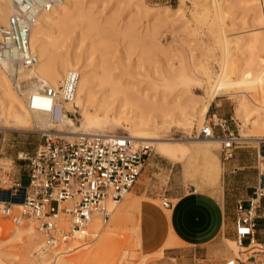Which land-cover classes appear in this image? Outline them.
I'll list each match as a JSON object with an SVG mask.
<instances>
[{
    "label": "rangeland",
    "instance_id": "rangeland-1",
    "mask_svg": "<svg viewBox=\"0 0 264 264\" xmlns=\"http://www.w3.org/2000/svg\"><path fill=\"white\" fill-rule=\"evenodd\" d=\"M220 2L223 5H216V0H79L78 7L71 9V27L57 54L90 57L92 69L99 73L101 80L97 77L96 83H103L100 74L103 76L104 70L129 75L128 80L132 79V83L150 88V99L154 101L155 97L158 106L167 103L166 107L172 110L171 117L168 116L171 125L163 130V136L172 138L171 141H183L188 152L185 160L177 162L152 145L155 152L147 168L153 167L155 174L148 182L162 187V192L166 190L167 193L175 185L181 189L185 187L187 191L193 187L217 195L224 190L226 197L229 196L231 214L236 199L250 194L259 167L264 168V164L258 162V150L264 147V141L261 142L264 118L260 119L257 110L246 125L239 120L238 103L248 101L253 93L248 91V78L231 81L229 74V65L242 61L247 50L264 58V0ZM226 33L232 35L233 43L238 46L245 40L244 47L231 51L224 39ZM193 65L197 68L192 73ZM260 72L258 67L253 76ZM99 84L96 90L102 88ZM193 97L200 100V111L197 112V108L190 111V106L189 114L185 104ZM208 101L211 104L206 119L216 112L220 118H228L229 129L235 135L244 136L230 160L222 157L221 142L210 152H205L206 145L194 140L200 137L197 134L205 121L204 102ZM31 117L26 128H17L13 118L0 108V166L6 170L2 172L4 178L5 174L16 170L23 174L24 183L28 182L27 161L19 159V155L33 152L42 140L40 132L31 130L34 124ZM76 118L79 122L81 112ZM216 132L223 135L219 125ZM108 133L129 134L126 128L118 127ZM153 160L160 161L158 167ZM228 162L236 164L229 173ZM11 185L10 180L0 187V200L11 199L10 190L6 189ZM139 200L141 206L148 201L162 212L167 211L159 196L156 199L148 198L146 194L139 196L133 189L114 206L109 223L99 225L93 231L89 244L74 253L59 255L64 254L74 264H90V259L93 264H225L232 253L238 255L239 248L231 233L223 235L209 248L181 246L180 259L172 258L171 254H168L170 257L164 255L165 247L146 250L142 239L140 242ZM16 226L0 214V264H41L33 253L36 249L30 246V235L26 231L12 232V227ZM32 235L39 236L36 241L41 243L39 247L43 246V239L34 224ZM54 259L50 258L49 264H53Z\"/></svg>",
    "mask_w": 264,
    "mask_h": 264
},
{
    "label": "built area",
    "instance_id": "built-area-1",
    "mask_svg": "<svg viewBox=\"0 0 264 264\" xmlns=\"http://www.w3.org/2000/svg\"><path fill=\"white\" fill-rule=\"evenodd\" d=\"M61 2L13 0V11L0 26V63L23 68L37 64L31 31L43 12ZM79 79L80 71L70 69L58 86L43 84L28 96L29 108L48 114L52 124L45 129L36 124L31 130L40 132L41 143L33 152L19 155L27 161L28 182L16 170L4 178L6 170L0 166V187L12 182L6 187L12 197L0 200V214L14 224L32 220L43 236L45 251L71 254L89 243L95 225L110 221L111 203L121 202L133 190L155 152L150 143L129 134L72 133L67 127L57 128L68 115L77 119L67 104L77 107ZM215 113L205 120L201 135L220 138L222 157L230 160L241 140L229 129L228 118H215ZM218 125L223 135H217ZM258 162L264 164V147L258 150ZM160 200L163 208H170L168 195ZM233 214L234 240L242 250L240 255L229 256L225 264H264V169L259 168L250 194L237 199Z\"/></svg>",
    "mask_w": 264,
    "mask_h": 264
},
{
    "label": "bare ground",
    "instance_id": "bare-ground-1",
    "mask_svg": "<svg viewBox=\"0 0 264 264\" xmlns=\"http://www.w3.org/2000/svg\"><path fill=\"white\" fill-rule=\"evenodd\" d=\"M78 1L79 0H62L61 3L40 15L30 35L32 49L39 56L37 64L31 68H23L12 63H0V108L4 111L6 110L8 115L13 118L17 128H23L28 125L30 123V118H32L31 116L34 118L33 128L36 124L44 129L51 127V119L48 114L35 112L29 108L28 96L43 84L55 87L58 86L68 70L78 69L80 71V79L75 100V105L77 107L75 108L74 105L67 104V108L75 111L77 115L81 112L82 118L77 122L74 118L68 115L56 125L57 128L62 129L67 127L72 133L91 132L104 135L114 134H107V132H112L114 127L126 128L129 134L137 141H147L155 146L161 154L166 155L173 160H183L187 156V145H185L183 141H171L172 138L163 136V130L169 129V126L171 125L168 116L172 110L170 109L169 111L168 107H166L167 103L164 104L165 106H158L154 96V101H152L150 99L151 96L149 95V87H139L137 84L138 82L132 83V79L131 81L130 79L128 80L129 75H120V73L116 74L104 70L105 73L103 71V76L100 74L103 81V83H100L102 88L96 90V87L99 84L96 83L99 73H96L94 71L95 69H92V61L90 60V57L74 53H71L69 56L61 54L58 56L57 50L62 48L61 45L63 46L64 42L63 37L71 27V9L73 7H78ZM220 1L216 0V5L219 6L222 3ZM12 11L13 0H0V25L6 24L8 20L7 16L9 17ZM224 39L229 43V49L231 51L240 50L242 45L244 47L246 43V41L242 39L243 42H240L241 45H236V43H233L232 35L228 33H226ZM246 53V55L243 54L244 57H241L242 61H239L241 64L237 61L234 62V65H229L231 81L235 79V81L239 82L241 78H248V91L253 93L251 99L248 101L241 100L238 103L237 114L239 115V120L245 125L250 121V118L255 112H257V110H259L258 115L260 119L264 118V58L257 57L252 51L247 50ZM195 67L193 65V70H191V72L194 70V72H196V69H194ZM258 67H260L261 72L258 75L253 76L254 70L258 69ZM98 80H100L99 77ZM193 98L192 100H188L185 104V109H188L191 106L190 111H195L197 108L196 111L199 112L200 100L195 98L193 100ZM187 104L188 107H186ZM210 104L211 102L209 101L204 102L205 120ZM190 111L188 109V113ZM128 114L132 115L128 116ZM215 118H218L217 113H215ZM203 124L204 123L200 125L197 134V136L200 137L194 138V140L200 144H205L206 149L212 150L213 146L217 147L221 142V139L217 137L209 138L201 135ZM243 137L240 136L241 139H243ZM263 141L264 139L261 142ZM119 203H111L112 215L114 206ZM26 222H29L30 224L25 225L24 223ZM33 224L32 220L16 224V227H12V232L21 233L26 231L27 234L30 235V246L32 245L33 248L36 249V252L33 253L36 254L38 261L41 264H49L48 260L53 257L55 258L53 264H74L66 259L64 254L59 255V252L51 250L45 251L42 249V246L39 247L41 243L36 241V237L39 239V236L32 235ZM99 225H101V223L98 222L93 228V231ZM37 233L43 239V236L38 231ZM171 242L172 241L169 242V245ZM236 246L239 248L238 255H240L242 248L237 244ZM89 263L93 264V260L90 259Z\"/></svg>",
    "mask_w": 264,
    "mask_h": 264
},
{
    "label": "crops",
    "instance_id": "crops-1",
    "mask_svg": "<svg viewBox=\"0 0 264 264\" xmlns=\"http://www.w3.org/2000/svg\"><path fill=\"white\" fill-rule=\"evenodd\" d=\"M204 151L210 152L211 150L204 149ZM152 158L153 155L148 158L146 166L133 188L134 191L139 196L146 194L148 198L152 199H156L158 196L161 198L162 195L166 194L175 202L172 201L170 208L162 212L160 208L148 201H144L141 206V200H139V213L141 209L140 242L142 239L143 248L154 250L160 246L158 249L160 250L165 247L164 255L170 257L168 254H171L172 258L180 259L182 257L180 254L181 246L188 244L195 249H205L221 240L223 235L229 236L231 233L234 236L233 212L235 205L229 214V196L226 197L224 190L217 195L193 187L187 191L185 187L181 189L175 185L171 187L168 193L165 189L162 192V187L148 182V179H152L153 174H155L152 171L153 167L147 168V165L151 164ZM153 163L158 167L160 161L153 160ZM235 165V163L228 162V173L231 171L229 169L235 168ZM185 168L187 170L188 165ZM169 170L172 171V168ZM257 181L258 177L255 185ZM169 240L172 241L170 245ZM232 255L234 254L232 253Z\"/></svg>",
    "mask_w": 264,
    "mask_h": 264
}]
</instances>
